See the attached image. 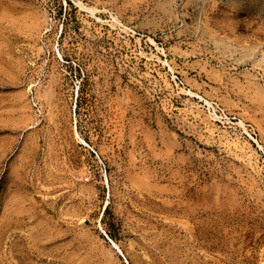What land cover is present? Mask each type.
<instances>
[{
    "label": "rangeland",
    "instance_id": "rangeland-1",
    "mask_svg": "<svg viewBox=\"0 0 264 264\" xmlns=\"http://www.w3.org/2000/svg\"><path fill=\"white\" fill-rule=\"evenodd\" d=\"M0 264H264V0H0Z\"/></svg>",
    "mask_w": 264,
    "mask_h": 264
}]
</instances>
